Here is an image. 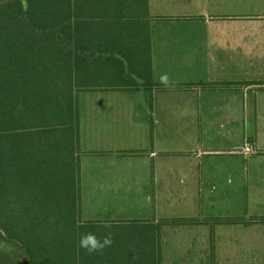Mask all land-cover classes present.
Instances as JSON below:
<instances>
[{"label": "crops", "instance_id": "1", "mask_svg": "<svg viewBox=\"0 0 264 264\" xmlns=\"http://www.w3.org/2000/svg\"><path fill=\"white\" fill-rule=\"evenodd\" d=\"M122 8L75 94L82 220L189 221L159 225L158 264H264V0Z\"/></svg>", "mask_w": 264, "mask_h": 264}, {"label": "trees", "instance_id": "2", "mask_svg": "<svg viewBox=\"0 0 264 264\" xmlns=\"http://www.w3.org/2000/svg\"><path fill=\"white\" fill-rule=\"evenodd\" d=\"M127 1L0 2V264H158V241H151L159 225L189 222L85 221L80 216L74 90L87 80L94 44L101 51L102 44L121 37L104 25L123 23L118 14ZM59 139L66 142V154L57 153ZM250 221L264 222V217ZM108 231L114 243L103 251L88 254L79 247L82 234Z\"/></svg>", "mask_w": 264, "mask_h": 264}, {"label": "clouds", "instance_id": "3", "mask_svg": "<svg viewBox=\"0 0 264 264\" xmlns=\"http://www.w3.org/2000/svg\"><path fill=\"white\" fill-rule=\"evenodd\" d=\"M160 83L165 87L170 86V78L167 74H163L160 77ZM104 228L111 229V224H104ZM114 243V236L111 231L104 233L102 236H98L94 232H87L80 236L79 247L88 254L101 252L104 249L110 247Z\"/></svg>", "mask_w": 264, "mask_h": 264}, {"label": "rangeland", "instance_id": "4", "mask_svg": "<svg viewBox=\"0 0 264 264\" xmlns=\"http://www.w3.org/2000/svg\"><path fill=\"white\" fill-rule=\"evenodd\" d=\"M6 1H8V0H0V2H6ZM22 3H23V6L25 7V3L24 2H22ZM104 79H106V75L104 73L98 74L97 78H95V81L91 85H96V84H98L99 80H104ZM259 90H263V89H259ZM76 91H77V89L74 90V95L76 94ZM63 137H64V135H63ZM72 148H73V144H72ZM65 149H66V142L63 141L62 139H59V141H57V145H56L57 153L58 154H66ZM76 149L78 151L77 145H76ZM70 153H71V150L69 149V154ZM60 159L61 160L63 159V155ZM131 220H133V219H131ZM131 220H116V221H131ZM85 221H89V220H85ZM92 221H100V220H92ZM142 229H145V228H142Z\"/></svg>", "mask_w": 264, "mask_h": 264}]
</instances>
